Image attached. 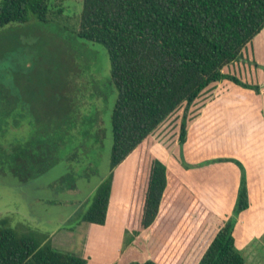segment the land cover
<instances>
[{"label": "trees", "instance_id": "16d2710c", "mask_svg": "<svg viewBox=\"0 0 264 264\" xmlns=\"http://www.w3.org/2000/svg\"><path fill=\"white\" fill-rule=\"evenodd\" d=\"M47 0H0V27L32 17L47 20ZM76 34L102 43L117 89L111 126L110 171L79 221L104 224L112 171L135 151L125 217L129 237L149 235L150 247H177L183 262L208 209L151 153L152 132L181 104L188 106L209 83L226 78L259 92L258 86L222 72L264 27V0H82ZM14 126H19L17 122ZM181 118L179 143L186 138ZM8 145V156L26 175L43 172L56 159L57 143L45 128ZM185 166L188 165L184 160ZM205 161L200 163H206ZM232 215L216 232L197 264H245L232 235L248 207L243 165ZM129 239V238H128ZM86 258L20 234L0 220V264H86ZM128 264H163L148 259Z\"/></svg>", "mask_w": 264, "mask_h": 264}, {"label": "rangeland", "instance_id": "374dc122", "mask_svg": "<svg viewBox=\"0 0 264 264\" xmlns=\"http://www.w3.org/2000/svg\"><path fill=\"white\" fill-rule=\"evenodd\" d=\"M47 2V20L32 17L0 27V220L38 241L73 228L109 173L111 115L117 96L105 46L76 34L82 0ZM263 43L261 36L255 43L261 56ZM236 74L245 81L255 76L245 63L236 67ZM263 83L264 79L252 84L260 91ZM162 124L152 132L155 152L164 137L171 141L174 136L172 123L170 127ZM180 126L181 122L175 136L177 158L183 145L179 143ZM220 126L209 123L206 134L194 145L201 158L218 155L207 159L211 161L207 170L211 184L225 179L223 169L217 167L220 162H232L240 172L237 159L226 156L230 143L217 130ZM43 127L46 138L57 143L56 159L43 172L26 175L9 158L8 145ZM163 130L166 134L161 136ZM152 147L151 153L160 160ZM179 159L184 168H193ZM137 248L142 256H153L163 264H183L174 254L177 247ZM135 258L132 261L140 256Z\"/></svg>", "mask_w": 264, "mask_h": 264}, {"label": "crops", "instance_id": "0c3cea01", "mask_svg": "<svg viewBox=\"0 0 264 264\" xmlns=\"http://www.w3.org/2000/svg\"><path fill=\"white\" fill-rule=\"evenodd\" d=\"M264 27L247 43L240 55L224 66L222 72L238 77L252 84L264 79V55L255 49L257 38L263 41ZM251 54L247 48L250 46ZM264 44V43H263ZM254 47V49H253ZM246 64L254 71L253 80L245 81L236 74L239 64ZM253 68V69H252ZM255 85V84H252ZM264 83L256 92L223 78L209 83L197 97L186 106L185 103L175 114L169 115L162 126L170 127L174 133L171 141L166 137L161 141L157 154L160 161L187 186L208 209V215L201 231L195 232L194 241L183 264H197L216 232L232 215L240 182L238 167L232 162H220L217 167L224 171V181L210 183L207 170L209 157L201 158L194 149L195 140L201 139L208 130L209 123L222 124L217 130L224 133L230 143L226 156L239 160L245 169L248 207L241 211L233 227L235 247L243 255L245 264H264ZM186 115V138L179 158L193 168H184L178 156V140L175 139L183 114ZM161 124V123H160ZM169 124V125H168ZM211 129V127H210ZM166 133H161V136ZM170 146V147H169ZM157 143L152 147L155 150ZM178 149V150H177ZM134 155L128 162V159ZM135 161V151L130 153L112 171L111 192L104 224L78 221L73 228L63 229L65 233H54L42 241L62 251L86 258V264H128L140 256L138 262L148 257L141 250L151 246L147 235L128 237L125 232V217L131 188ZM126 164L124 165V163ZM195 166V167H194ZM228 184V185H226ZM127 237V238H126ZM129 238V239H128ZM152 239V238H151ZM57 245V247H56Z\"/></svg>", "mask_w": 264, "mask_h": 264}]
</instances>
